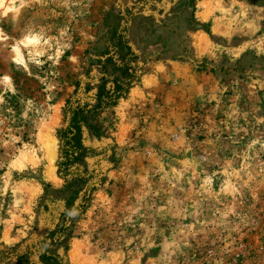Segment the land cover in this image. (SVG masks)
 Returning <instances> with one entry per match:
<instances>
[{
  "label": "rangeland",
  "instance_id": "rangeland-1",
  "mask_svg": "<svg viewBox=\"0 0 264 264\" xmlns=\"http://www.w3.org/2000/svg\"><path fill=\"white\" fill-rule=\"evenodd\" d=\"M0 38V264H264V0H0Z\"/></svg>",
  "mask_w": 264,
  "mask_h": 264
},
{
  "label": "trees",
  "instance_id": "trees-1",
  "mask_svg": "<svg viewBox=\"0 0 264 264\" xmlns=\"http://www.w3.org/2000/svg\"><path fill=\"white\" fill-rule=\"evenodd\" d=\"M121 94L118 95V97ZM114 96L110 95L107 99L109 102H105V105H110L112 103V98ZM98 102L101 103L102 99L101 96L98 97ZM68 107L66 109V118L68 120V126L61 131L60 137L62 141V158L64 159L63 162L59 165V175L65 182L64 190L60 192L63 196V200L65 202V207L69 208L73 201L76 198L77 192L73 190V187L79 184L80 179H70V165L75 160L76 154H82V145L80 146V128L78 125V115H83L85 113L92 114L95 113V109H86L80 106L73 107V103L68 101ZM82 148V149H81Z\"/></svg>",
  "mask_w": 264,
  "mask_h": 264
},
{
  "label": "bare ground",
  "instance_id": "bare-ground-1",
  "mask_svg": "<svg viewBox=\"0 0 264 264\" xmlns=\"http://www.w3.org/2000/svg\"><path fill=\"white\" fill-rule=\"evenodd\" d=\"M0 41H4V39L0 38ZM34 41L33 38L31 37H26L22 42H21V45L22 46H26V45H29V44H32V42ZM13 53H14V56H13V61L14 62H23V57H22V53H21V50L19 48L18 45H15L13 47ZM4 81L6 82H9L10 79L8 77H4Z\"/></svg>",
  "mask_w": 264,
  "mask_h": 264
}]
</instances>
